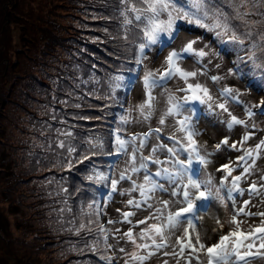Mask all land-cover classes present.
Segmentation results:
<instances>
[{"label": "rangeland", "instance_id": "rangeland-1", "mask_svg": "<svg viewBox=\"0 0 264 264\" xmlns=\"http://www.w3.org/2000/svg\"><path fill=\"white\" fill-rule=\"evenodd\" d=\"M83 2L84 0H0V134H5L0 141V167L3 169H6L5 165L9 167V171L6 170L8 176L5 178L0 176V264H105L99 259L100 255L112 257V264H125V260L130 259L126 253L141 250L136 249L123 237V233L132 225L121 222L123 220L121 213L135 211L136 215L131 217L135 223L145 219L151 211H155V208L134 209L127 205L130 198L140 199L138 192L119 194L130 188L132 183L130 180L120 181L116 193L111 192L110 182L104 181L102 189L98 188L100 189L98 195L93 197L96 182L89 181L87 177L90 175L95 177L100 173L118 178L119 173L128 166L131 153L128 156L120 155L115 164L107 163L100 168L104 159L102 161L101 158L94 159L96 154L93 155L92 152L97 150L102 154L106 148H113L110 139L109 144L100 142L101 135L106 139L108 135L110 137V134L120 131L123 134L119 136L130 140L133 136L143 137L149 128L160 127L158 115L145 122L141 120L136 108L145 99L144 72L163 70L164 57L167 56L168 50L158 57L155 52H149L143 64L133 70L135 75H139V80L129 84L128 69L126 70L128 74L119 73L126 66L120 62L121 54L114 59V54L110 53V58H105L108 55L106 48L115 51L116 42L124 44L122 47L129 54L133 50L136 52L135 47L141 42L142 33L139 27L124 25L122 15L126 9L124 0H110L109 9L93 7L92 3L88 6ZM204 4L209 11L208 17L203 20L206 27L188 25L186 21H181L185 34H182L177 48L182 47L189 39L203 37L199 40L198 46L208 45L206 50L211 53V62L197 64L195 58L189 57L182 66L190 71L206 73L197 79L208 86L214 95L221 91L223 86L238 87L242 93L243 103L229 107L239 119L248 121L247 128L238 125L229 130L223 123L227 114L216 116L207 113L204 106H198L204 115L196 125L201 131L197 142L213 151L210 157L212 163L203 170V175L199 179H207L210 175L218 185L222 173L217 169L222 165L231 164L236 169L233 175H239L243 171L242 168L236 167L235 162L243 154L239 142L246 132L251 137L246 142L247 148H252L264 140V115L257 114L249 118L244 111V103L249 106L258 104L264 100V96H257L245 89L240 84L241 77L227 75L229 70L235 71L237 68L241 70L248 64L251 70L256 68L264 74L262 50L264 40L261 39L264 36V0H204ZM241 4L243 7H239ZM237 8L243 19L236 18ZM217 9L229 16V22L238 34L246 35L249 32L252 34L251 37H246L243 46L226 43L228 48L225 47L224 50L219 48L221 41L228 40L229 37L223 36L218 39L211 35L213 31L208 30L214 23L213 17ZM199 14L203 15V12ZM100 20L102 22L99 24L94 23ZM85 31L89 32L84 33ZM82 32L83 36H80ZM49 38H52L51 41ZM211 41H215L214 45ZM100 43L103 44L102 52L97 50ZM84 44H93L88 48L91 53ZM252 44L258 45L255 55L256 64L260 67L248 59L252 55ZM232 58L234 60H231ZM235 59L241 64L243 61L247 63L241 68H236ZM92 65L98 74L92 70ZM243 74L250 80L248 73ZM117 75L125 77L124 86H116L118 82L114 77ZM212 76L225 78L213 82ZM58 85L61 90L65 87L63 92L67 93L63 94L66 96L61 94ZM182 85L183 81L173 79L169 81L167 90L175 91ZM119 91L123 97L119 101L114 118L110 121L111 116H106V113L110 115L116 102L114 101L116 92ZM153 95L157 98L159 112L164 108L165 89H154ZM176 95L183 94L176 92ZM66 98L79 102V106L74 109L77 111L72 112L76 122L69 123L62 116H58L64 102L66 103ZM109 101L111 107L110 111H107ZM253 111L258 110L254 108ZM22 113L26 115L21 116ZM30 114L36 119L28 117ZM79 116H86L88 119L86 122L91 123L80 122L86 119L82 120ZM26 117L31 125L28 131L20 122ZM122 117H127L129 122L122 123ZM5 122L6 124L2 126ZM70 125L79 126L80 129L78 127L72 129ZM14 131L16 135H13ZM173 131V126L169 124L162 133L163 141L149 137L148 146L142 154L149 155L150 148L157 143L172 146L173 141H168L167 136ZM180 135L177 133V136ZM35 137L37 141L31 140ZM117 137L118 135L114 138L116 142ZM225 137L229 138V145L220 152H215V144ZM22 138H28L31 142L25 146L20 145ZM61 143L64 144L63 148L59 147ZM231 143H237L240 150L232 149ZM23 147L25 149L21 150ZM69 147L76 149L71 157L73 160H78L84 155L93 158L84 164L86 168L79 167L77 163L71 171L66 170L65 162L69 159L67 152ZM44 154L46 160L42 163ZM139 155L141 153L138 152L137 156ZM156 155L161 161L169 159L166 149ZM46 161L48 165L45 164ZM109 165V168L105 167ZM12 166L14 168H11ZM256 166L257 170L240 182L245 191L243 195L234 194L235 203L226 199L225 207L215 200L204 202L199 212L201 219L198 223L203 226L209 223L210 227L215 229L218 226L213 217H223L226 233L233 227L227 221L231 219L233 211L243 207L245 200H250L248 210L252 213L264 211L262 203L264 197L250 196L248 192L251 183L256 182L258 187L264 184V181L260 180L261 174L264 173V157L256 160ZM36 167H39L37 172ZM149 168L153 172L156 170L155 165H149ZM1 171L3 170H0L2 175ZM128 174L131 175L130 171ZM133 179L137 183H142V173L135 174ZM221 194L227 195L226 191ZM111 196H113L111 202L104 201L109 200ZM167 199H170L167 192H158L150 203L156 208H162L158 201ZM90 205L92 207H89ZM238 219L247 221L241 225V229L249 231L259 225L261 218L241 215ZM109 220L116 223L108 224ZM81 223L86 227L77 235L76 229ZM148 223L152 221L149 220ZM100 225L108 229L110 233L108 243L112 245V249H105L104 238L99 233ZM144 227L145 225L134 227V234ZM116 229L120 231L117 232ZM97 239H99L97 251L93 254V242ZM172 240L174 241L175 237H172ZM137 243L142 241L137 240ZM258 244L259 242L257 247ZM121 248L125 251L121 252ZM253 251H256V248ZM165 260L168 264H176L172 256L160 253L146 259L144 264H163ZM181 264L184 262L181 261ZM256 264H264V258L257 257Z\"/></svg>", "mask_w": 264, "mask_h": 264}, {"label": "snow or ice", "instance_id": "snow-or-ice-1", "mask_svg": "<svg viewBox=\"0 0 264 264\" xmlns=\"http://www.w3.org/2000/svg\"><path fill=\"white\" fill-rule=\"evenodd\" d=\"M124 2L126 4L125 12L122 13L124 25L126 27L136 25L142 33L141 42L136 50V66L143 64L149 52H155L158 57L166 49L168 50L167 56L164 57L163 70L144 72L145 99L136 108L141 120L145 122L151 120L154 115H158L160 127L149 128L143 137L133 136L130 140L117 137L115 154L128 156L131 153L128 166L119 173L118 178H111L100 173H97L95 177L91 175L87 177L89 181L95 180L97 183L109 181L112 193L118 191L120 181L130 180L132 182L130 188L119 194L138 192L140 199L130 198L127 200V205L134 209L155 208V211H151L149 216L135 223L131 220V217L136 215L135 211L121 213L123 217L121 222L132 225L127 232L123 233V237L131 242L136 249L141 250V252L126 253L130 259L125 260V264H144L146 259L157 253L172 256L176 260V264H181V261L184 264H256L257 257L264 258V211L256 213L249 211L250 200H245L243 207L233 211L231 219L227 221L233 227L226 233L224 232L223 217H213L218 227L212 229L211 234L202 224L198 223L201 219L199 212L204 202L215 200L225 207H227L226 199L235 203L234 194L243 195L245 191L240 182L257 170L256 160L264 157V140L252 148H247L245 147L246 142L251 137L246 132L239 142L243 154L235 162L236 167L242 168L243 171L239 175H233L236 169L231 164H224L217 169L222 173V179L219 180L218 185L210 175L207 179H199L203 175V170H206L212 163L210 157L213 155V151H209L207 146L197 142L201 131L196 125L204 115L198 106H204L207 113L216 116L227 114L223 123L229 130L238 125H244L245 128L248 126V121L239 119L229 107V105L236 106L243 103L242 93L238 87L223 86L222 90L214 95L208 86L200 83L197 79L206 73L190 71L182 66L185 59L189 57L195 58L197 64L211 62V53L206 50L208 45L198 46L199 40L203 37L189 39L182 47L177 48L181 42L182 34H185V28L180 23L181 21H186L188 25L195 24L197 27H206L203 20L208 17L209 11L204 0H189L188 4H181L179 0H176L175 3L173 0H131V2L124 0ZM239 7H243V4ZM192 8H195L196 11H192ZM235 11L236 18L243 19L238 8ZM201 12L203 15L199 14ZM213 19L214 23L208 30L213 31L218 39L228 36L225 43L243 46L246 37L252 35L250 32L246 35L238 34L229 22V16L219 9ZM261 39L264 40V36ZM211 43L214 45L215 41H211ZM251 47L253 51L248 59L256 64L255 49L258 45L252 44ZM256 66L260 67L258 64ZM128 71L131 74L133 69H128ZM227 75L241 77L240 84L245 89L257 96H264V75L259 81L249 80L239 68L235 71L229 70ZM224 78L212 76L211 80L219 82ZM114 79L118 82L117 87L124 86V76L117 75ZM173 79L183 81V85L175 91H168L167 85ZM137 80H139L138 74L130 81V84H134ZM160 88L165 89L166 100L163 101L164 108L158 112V101L153 95V90ZM176 92L183 95L178 96ZM254 108L258 111L254 112ZM244 111L249 118L257 114L264 115V100L251 106L244 103ZM121 120L125 124L129 122L127 117H122ZM169 124L173 126L174 131L167 136V140L173 141V145L157 143L150 148L149 155H143L142 152L148 146L149 137L163 141L162 133ZM252 126L255 127L254 124ZM177 133L181 135L177 136ZM66 135L70 136L71 133H66ZM227 145H229V138L225 137L215 144L214 151L220 152ZM59 147L63 148L64 144H59ZM230 147L240 150L237 143H231ZM165 149L169 159L161 161L156 154ZM75 151L76 149L73 147L67 149L69 159L65 163L68 171H71L77 163L84 164L86 160L90 159L88 155H84L78 160L71 159ZM138 152L141 155L137 156ZM149 165H155L156 170L151 171ZM194 165L199 167L196 168ZM129 171L131 175L128 174ZM138 173H142V183H137L133 179V176ZM260 180L264 181V173L261 174ZM224 191L227 193L226 196L221 194ZM158 192H167L170 197V199L158 201L162 208H156L154 204L150 203ZM248 192L250 196L264 197V184L258 187L257 183L253 182L250 184ZM241 215L259 216L260 223L249 231H244L241 229V225L247 221L238 219ZM149 220L152 223H148ZM107 223L114 224L116 221L109 220ZM138 225H145V227L134 234L133 228ZM85 227L86 225L81 223L76 229V234L79 235V232ZM116 231L120 230L116 229ZM99 233L104 238L105 249H112V245L108 243L110 235L108 229L104 225H100ZM172 237H175L174 241ZM137 240L142 243H137ZM257 242H259L258 247ZM98 243L99 239L93 242V254L97 251ZM254 248L256 251H253ZM120 251L124 252L125 250L121 248ZM99 259L103 260L105 264H112V257L106 258L104 255H100ZM163 264H168V261L165 260Z\"/></svg>", "mask_w": 264, "mask_h": 264}, {"label": "trees", "instance_id": "trees-1", "mask_svg": "<svg viewBox=\"0 0 264 264\" xmlns=\"http://www.w3.org/2000/svg\"><path fill=\"white\" fill-rule=\"evenodd\" d=\"M109 1L110 0H84V2L88 5V6H90L89 4H93V7H96V6H100L101 8H103L104 7V9H109L108 7H109V5L110 4H108L109 3ZM83 2V3H84ZM173 2L175 3L176 2V0H173ZM179 3H181V4H188L189 3V0H179ZM192 11H195V9L194 8H192L191 9ZM100 11V10H99ZM104 20V19H103ZM105 21V20H104ZM99 22H102V20H100V21H98V22H94V23H98L99 24ZM101 25V24H100ZM100 25H99V27H100ZM96 27H98L97 25H96ZM103 27V26H102ZM87 32H89V31H85L84 33H87ZM49 35V34H48ZM47 35V36H48ZM212 36H214V37H216L215 36V33L213 32L212 34H211ZM80 36H83V32L82 33H80ZM96 38V37H95ZM51 39L52 38H49V40L51 41ZM83 39V38H82ZM66 40V39H65ZM227 41V39H224L223 41H221V43H220V45H219V48L221 49V50H224L225 49V47H227L228 45L225 43ZM79 44H80V42H78ZM116 44H117V46H114L115 47V51H112L111 49H109V48H106V50L108 51V55H107V57H105V58H110V53L111 54H114V56H113V58L115 59L116 58V56L118 55V54H121V63L122 64H124V65H126L125 66V68L123 67L121 70H120V74L121 75H125V74H128L127 72H126V70L127 69H137V66H136V64H135V56H136V54H137V52H135L134 50L132 51V52H130V54L128 53V52H125V49L122 47V45H124V44H121L120 42H116ZM93 44H91V45H88V44H84V46H86L87 47V49L89 48V47H91ZM100 47H99V49H97L98 51H101L102 52V46H103V44L102 43H100V45H99ZM135 47V46H134ZM133 47V48H134ZM138 46H136L135 48H137ZM132 48V49H133ZM134 48V49H135ZM228 48V47H227ZM131 49V50H132ZM88 51H89V49H88ZM90 53L92 52V51H89ZM233 52H234V50H233ZM96 54V53H95ZM95 58V57H94ZM94 58H92V60H94ZM239 58H241L240 56H239ZM231 60H234V58H232ZM236 60V59H235ZM247 63V61L245 62V61H243L242 62V64L241 63H239L237 60H236V62L234 63L235 65H237L236 66V68L237 67H240L241 68V66H243V64L245 65ZM251 67H250V64H248V65H246L244 68H242L241 70H242V72L243 73H248V75H249V78H250V80H257V81H259L260 80V78H261V76L262 75H264L263 73H261L260 71H259V69H256V68H254V70H251L250 69ZM92 70H94V72L96 71V68L92 65ZM96 74H98L97 73V71L95 72ZM35 75V74H34ZM51 75H53V74H51ZM136 75H135V73L133 74V76H132V74H130V75H128L127 76V80L129 81V84H130V81H132L133 79H134V77H135ZM51 77H53V76H51ZM55 77V76H54ZM56 78V77H55ZM35 86L37 87V85L35 84ZM58 87H59V91L61 92V94L63 95V96H66V95H64V94H66V93H64L63 92V90L65 89V87L64 88H62L63 90H61L60 89V86L58 85ZM31 88H32V90H33V84L31 85ZM64 93V94H63ZM117 93V95H116V98L114 99V101H116L115 103H114V106H113V108H112V111H111V113H110V115L109 114H107L106 113V116H111V119H110V121H112V118H114V116H115V112L118 110V108H119V101H120V99H121V97H123L122 96V92H116ZM64 98V97H63ZM78 98H80L79 96H78ZM78 100H80V99H78ZM77 100V101H78ZM66 103L64 102V104H63V106H62V108H61V110L58 112V116L60 115V116H62V118L66 121V122H76V121H74V115L72 114V112L73 111H77V110H74L75 108H76V106H79L78 105V103H76L75 101H73V100H71V99H67L66 98ZM63 103V102H62ZM68 104V105H67ZM69 104H70V106H69ZM26 114H24V113H22V115L21 116H25ZM28 117H30V118H33V119H36L33 115H28ZM28 117H26V118H24V119H21L20 120V122H22L23 124H24V128L28 131L30 128V124L28 123ZM79 117H81L82 118V120L83 119H86L85 121H80V122H86L88 119H87V117L86 116H79ZM78 117V118H79ZM96 117V116H95ZM94 117V118H95ZM76 118V117H75ZM96 118H98V117H96ZM106 118V117H105ZM92 122H96V123H99L98 121H95V120H92ZM91 123V121H88V122H86V124H90ZM95 123V124H96ZM6 124V122L4 123V124H2V126H4ZM103 124H106L105 122H103ZM66 125V124H65ZM71 126V125H70ZM77 127H78V129H80V127L79 126H71V128L72 129H77ZM1 128V127H0ZM114 134H115V136L116 135H119V134H123L122 132H120V131H115L114 132ZM114 134H110V137H109V135H108V137L105 139L104 137H103V135H101L100 137H101V140H100V142H106L107 144H109V142H108V140L110 139V142H111V145H112V147L113 148H111V149H109V148H106L105 150H104V152H102V154H99L98 152H97V150L96 151H93L92 152V154L94 155V154H96V155H94V159L96 158V160H98V159H100L101 158V161L104 159V161L101 163V166H100V168H103L104 167V165H107V163H109L110 165H112V164H114V162L119 158V156H117V155H115V152H116V147H117V143H116V141L114 140V138H115V136H113ZM4 135L5 134H0V141H2V139L1 138H3L4 137ZM13 135H16V131H14V133H13ZM7 137H8V135H7ZM32 137H34V136H32ZM37 137H35V139H31V140H38V139H36ZM21 143H20V145H26L27 143H30L31 141L28 139V138H22L21 139V141H20ZM86 144V143H85ZM85 144H84V146H85ZM20 149V148H19ZM25 149V147H23V148H21V150H24ZM112 150H114V152H112L111 153V151ZM2 154V153H1ZM46 154V153H45ZM45 154H44V158H42L41 160H43L42 161V163H44V161L46 160V157H45ZM1 158V157H0ZM93 158H90L89 160H86L85 162H84V164H86L87 162H89L90 160H92ZM3 162H4V160H3ZM42 163H41V165H42ZM45 164L46 165H48V163H47V161L45 162ZM84 164H79V167H81V168H86V166L84 165ZM40 165V166H41ZM110 165L109 166H105V167H110ZM39 166V167H40ZM6 169H3V168H1L0 167V170H3V171H1L2 172V175L0 174V176L2 177V178H5L6 176H8L7 175V171L6 170H8L9 171V167L7 166V165H5L4 166ZM39 167H36V172L38 171V168ZM45 167V166H44ZM48 167V166H47ZM11 168H14L13 166L11 167ZM16 169V168H15ZM12 175V174H11ZM104 184V181H101V182H99V183H95V185H94V191H93V197L94 196H97L98 195V190H100V189H98V188H101L102 189V185Z\"/></svg>", "mask_w": 264, "mask_h": 264}, {"label": "bare ground", "instance_id": "bare-ground-1", "mask_svg": "<svg viewBox=\"0 0 264 264\" xmlns=\"http://www.w3.org/2000/svg\"><path fill=\"white\" fill-rule=\"evenodd\" d=\"M134 72L132 73V76H133ZM109 104H110V101H109ZM110 107H111V104L109 105L107 111H110ZM204 228L209 231V234H211V230H212V227H210L209 223H207Z\"/></svg>", "mask_w": 264, "mask_h": 264}]
</instances>
